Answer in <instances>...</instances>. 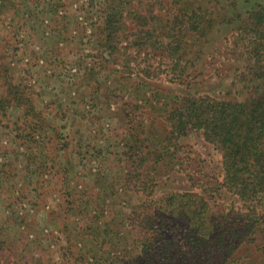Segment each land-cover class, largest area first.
I'll list each match as a JSON object with an SVG mask.
<instances>
[{
	"label": "rangeland",
	"instance_id": "rangeland-1",
	"mask_svg": "<svg viewBox=\"0 0 264 264\" xmlns=\"http://www.w3.org/2000/svg\"><path fill=\"white\" fill-rule=\"evenodd\" d=\"M109 8L122 12L114 35ZM262 9L264 0L0 1L1 69L28 99L0 115V264H126L154 237L146 253L173 239L179 249L198 205L184 195L209 204L207 225L264 214V199L223 187L222 154L203 130L188 127L161 167L131 158L165 144L184 98L258 95L248 50ZM237 255L263 261L264 237Z\"/></svg>",
	"mask_w": 264,
	"mask_h": 264
},
{
	"label": "trees",
	"instance_id": "trees-1",
	"mask_svg": "<svg viewBox=\"0 0 264 264\" xmlns=\"http://www.w3.org/2000/svg\"><path fill=\"white\" fill-rule=\"evenodd\" d=\"M109 9V25L105 29L111 33L109 35H114L116 27L119 28L122 12L115 8ZM253 16L256 26L250 31L252 40L248 54L256 62L250 67L252 81L262 82L258 95L249 104L197 97L184 98L176 105L169 118L171 131L165 144L147 152L137 146L131 158H138L142 154L144 156L139 162L133 163L142 168V165L153 158L154 167H161L168 162L167 159L174 157L171 147L176 146L188 127L203 130L206 140L214 144L222 154L223 187L232 190L247 203L264 199V9L254 12ZM1 68L0 65V85L5 90L0 96V115L10 108L25 110L28 99L18 91L20 86H15ZM133 169L136 172V165ZM135 172L131 178L139 181L137 177L141 175L136 176ZM184 196L198 205L191 211V225L189 223L183 235L181 248L176 249V241L173 239L162 244L159 252L146 253L148 249H155L154 242L150 241L156 238H149L143 245L145 254L132 258L126 264H135L144 255L147 256L145 264H264V260L259 263L254 260L247 262L250 259L242 261V257L237 255L243 243L255 245L260 237H264V214L257 213L254 208L246 215L247 222L243 225L230 226L225 222L218 226H208L203 218L209 214V204L198 194ZM187 214L188 212L181 211L179 216L188 219ZM260 248L259 246L257 250ZM248 249L250 253L253 251Z\"/></svg>",
	"mask_w": 264,
	"mask_h": 264
}]
</instances>
